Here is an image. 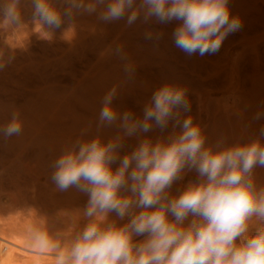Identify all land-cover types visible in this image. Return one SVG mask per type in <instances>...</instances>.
<instances>
[{
    "label": "clouds",
    "instance_id": "1",
    "mask_svg": "<svg viewBox=\"0 0 264 264\" xmlns=\"http://www.w3.org/2000/svg\"><path fill=\"white\" fill-rule=\"evenodd\" d=\"M31 3L34 20L50 29L76 14H95L106 23L125 20L127 26L138 19L177 21L173 43L188 56L217 53L242 28L229 0H63L62 11L51 0ZM19 5L20 0H0L4 23H19ZM160 35L149 30L145 39ZM112 51L132 75L134 65L122 46ZM117 94L114 85L102 97L98 127L117 124L123 136L131 137L153 128L163 132L171 123L172 133L155 142L142 139L122 157L121 136L73 142L54 161L51 179L61 191L75 188L88 197L82 213L86 224L67 243L37 228L31 236L34 246L51 248L56 264H264V187L253 179L254 170L264 168V127L246 143L228 145L221 138L206 146L199 124L185 115L190 112L186 88L161 85L145 103L142 117L118 112L113 107ZM262 116L257 112L255 119ZM21 130L18 114L0 126L5 138ZM186 169L194 170L197 180L172 195ZM110 214L127 222L110 220Z\"/></svg>",
    "mask_w": 264,
    "mask_h": 264
},
{
    "label": "rangeland",
    "instance_id": "2",
    "mask_svg": "<svg viewBox=\"0 0 264 264\" xmlns=\"http://www.w3.org/2000/svg\"><path fill=\"white\" fill-rule=\"evenodd\" d=\"M51 3L54 8L62 11L63 0H51ZM229 7L233 15L241 18L242 28L230 34L217 53L204 56L198 54L188 56L174 46L172 33L179 23L177 21L166 25L155 20L144 23L138 19L131 26H127L125 20L120 22L117 20L113 21V27V22L106 23L100 20L93 24L96 20L93 18L97 16L85 14V17L83 15L87 19L85 21L79 22L75 16L70 19L64 18L60 28L50 29L34 20L31 0H20L19 23L6 24L0 15V47L4 42L9 41L12 44L13 60L17 65L22 62L27 52L32 61L27 75L28 83L21 81L25 77L18 68L15 76L19 81L14 80L17 83L13 86L15 88L12 87L14 95L8 94L6 98L0 94L1 102L5 97L4 105L0 104V126L10 122L14 114H18L22 124V130L18 135L5 138L0 134L2 146L0 149H4L6 153L13 152L10 154L13 157L20 154L14 158H18L14 166L30 158L28 170L36 178L35 180L33 177L29 178L32 181L27 180L28 183L23 185L25 172H22L25 169L19 167L24 164L16 166H19L20 171L16 167L11 168L9 164L5 166L6 169L0 170V178L7 179L8 171L11 174V171L15 170L13 173L18 175L19 172L18 176L21 175L23 179H20L23 182L18 181V184L25 188L18 190L17 184V188H11L7 196L11 194L16 200L18 198L22 200V195L28 193L22 201L17 200L18 205L15 206L17 208L20 206V210L15 206H11V210L10 205L7 206L11 203V196L2 200L3 204L7 203L3 208L9 209L4 210L6 212L11 210V213L0 212V230L2 231L4 227L9 230L12 225L14 227H11L10 233L5 231V228L0 233H4L5 236L10 234V239L18 237L13 240L25 243L32 240L30 236L37 228L44 227L53 238L59 237L65 242L74 239L76 233L83 229L86 221L82 213L88 197L75 188L61 191L51 179L54 161L77 139L88 141L98 137L102 142H107L121 136L123 147L119 154L122 157L134 150L142 139L149 138L155 142L172 133L171 123L163 132L159 128H153L147 133H138L131 137L123 136V130L117 124L98 127L101 99L114 85H118V94L113 101V107L120 113L131 111L136 117L143 116L145 103L161 85L171 83L186 88L190 112L185 115L192 116L194 122L199 124L206 137V146L214 145L221 138L225 139L228 145L257 139L260 129L264 127V116L255 119L257 112L264 113V0H229ZM82 24H86L87 27H83ZM149 30L160 33V38L145 39V32ZM118 45L122 46L128 61L134 65L135 71L132 75L125 73V61L113 54L112 50ZM22 82L23 85L29 86L30 95L26 99L23 95ZM221 101L228 105L235 103L233 110L229 112L232 114L224 113L217 107ZM260 139L261 143H264V138ZM21 152L28 154L25 155L27 158L23 157L24 154ZM3 170H8L4 171L7 176ZM255 170L257 173H254L256 176L254 182L259 186L264 181V168L257 167ZM38 174L40 176L36 177ZM257 176L260 180L256 179ZM196 180L197 173L186 169L182 173V178L173 184L170 193L176 195L189 182ZM33 181H36L35 185L37 183L38 186L35 187ZM27 187L29 190H25ZM32 188L36 193L30 191ZM22 192L25 194H21ZM35 194L37 198L41 197V200L43 198L44 206L47 203L45 208L39 198L38 200L35 198V201L33 198ZM44 195L48 201L44 200ZM64 202L69 204L68 207H65L67 205H64ZM70 205L72 207H69ZM63 209H68L69 212L65 210L64 212ZM13 211L16 213H12ZM2 213H5L7 218L6 215L1 216ZM9 214H13L11 216L13 219L9 218ZM109 219L117 220L115 214H110ZM118 221L117 223L123 224L127 222V218ZM28 222L33 223L29 226ZM255 227V223L251 224L250 231H254ZM47 251L39 258L43 259L44 264H49L50 259H54L51 257L52 251L51 253L50 250ZM42 261L40 260V264H43ZM51 261L53 264L55 259ZM21 262L29 264L31 261L27 263L28 260L21 258L19 264Z\"/></svg>",
    "mask_w": 264,
    "mask_h": 264
},
{
    "label": "bare ground",
    "instance_id": "3",
    "mask_svg": "<svg viewBox=\"0 0 264 264\" xmlns=\"http://www.w3.org/2000/svg\"><path fill=\"white\" fill-rule=\"evenodd\" d=\"M23 1H26V0H23ZM83 15H84V17H85V14H76V15H74L76 18H77V20L80 22V21H85V20H87V19H85L84 17H83ZM89 16H91V15H89ZM27 18L29 17L28 15L26 16ZM94 19H96L95 21H93L94 23L93 24H97L98 22H99V20L97 19V17L96 18H93V20ZM142 20V19H141ZM154 20V19H153ZM121 20H119V22H120ZM113 24V27H114V22L112 23ZM170 24H172V23H170ZM169 24V25H170ZM83 25V27L84 26H86V24H82ZM89 25V24H88ZM116 25V24H115ZM166 25H168V24H166ZM87 27V26H86ZM170 27V26H169ZM117 28H118V26H117ZM115 29H116V26H115ZM114 29V30H115ZM112 30V29H111ZM113 30V31H114ZM116 31V30H115ZM65 37L67 38V36L65 35ZM3 45H2V47H0V65H2V67H0V94L2 95H4L5 97H6V95H14L13 94V88H15V87H13L14 86V84H15V86H16V83L14 82V80H18V79H16V76H15V74L17 73L16 71L18 70V68H19V71H21V72H23V75H24V77H25V79H23V80H21V81H25V82H27V75H28V73H29V71H30V68H31V60H30V55H29V52H27V53H25V55H24V57H23V59H22V62H20V64H18L17 65V63L13 60V52H12V48H11V45L12 44H10L9 43V41L8 42H4V43H2ZM26 51V50H25ZM20 74V73H19ZM18 77H19V75H18ZM19 81V80H18ZM29 81V80H28ZM28 83V82H27ZM20 84V83H19ZM24 84V82H22V85ZM26 84V83H25ZM24 87H22V88H24V98L26 99L27 97H29V95H30V92H28V87L29 86H26V85H23ZM13 87V88H12ZM17 89H19V88H17ZM22 91H23V89H22ZM2 97V96H1ZM5 97L3 98L4 99V101H5ZM8 97V96H7ZM6 97V98H7ZM213 98V97H212ZM214 99V98H213ZM233 100V99H232ZM236 100V99H235ZM4 101H0L1 103V105H4ZM10 101V100H9ZM203 101V100H202ZM201 101V102H202ZM224 101V100H223ZM237 101V100H236ZM219 105V106H218ZM218 105H217V107H219V109H221V110H223L224 111V113H226V112H231L232 110H233V107H234V105H235V103H232L231 105H228V103H222V101H221V103L220 102H218ZM238 105V104H237ZM5 106H7V105H5ZM1 107V106H0ZM218 111V110H217ZM222 111V112H223ZM221 113V112H220ZM235 113V112H234ZM229 114H232V113H229ZM228 114V115H229ZM228 117V116H227ZM0 147H2V146H0ZM8 152V151H7ZM11 153H13V152H8V153H6V151H4V149L3 150H1L0 149V170L2 171V169L3 168H5V166H7V164H9V166L11 167V168H15L17 165H21V164H24L23 166H18L20 169H22V167H24V171L22 172V173H24L25 172V174H23V175H25L26 176V180H25V176H24V181H25V183H23V185L25 184H27L28 182H27V180H30L29 178H32L33 176H32V174L30 173V171L28 170L29 169V167H28V160H30V158H28V160L27 159H24V161L22 162L21 161V159H20V161L22 162L21 164H17L16 166H14V164L15 163H17V161H18V158L17 159H14V158H16L17 156H19V155H17V156H15V157H13V156H11L10 154ZM21 153H23V152H21ZM24 154V156L23 157H25V153H23ZM13 155V154H12ZM28 155V154H27ZM26 155V156H27ZM14 160H13V159ZM25 158H27V157H25ZM26 161H27V164H26ZM12 166H14V167H12ZM18 167H16L17 168V170H19L18 169ZM11 168H10V171H11ZM261 168V167H260ZM6 169V168H5ZM9 169V168H8ZM260 170V169H259ZM4 171L5 170H3V173H4ZM8 171V170H7ZM7 171H5V172H7ZM15 170H12L11 172V174H10V172L8 171V175L9 176H7V173L5 174V176H7V179H6V177H4L3 175H2V177H4L5 179H3V178H0V212H3V211H5L4 210V208L6 209V210H9L8 208H6V207H4L3 208V206L4 205H6L7 203H5V204H3L2 203V200L3 199H5V198H8V197H10L11 196V203H9L7 206H9L10 205V207L9 208H11V210H12V207L11 206H15L19 201H17V200H20L19 198L16 200L14 197H12L13 195H11L10 194V196H7V194L8 193H10L9 191H10V189L11 188H14V187H16L17 188V186L19 187V188H17L18 190L22 187V186H20V183H22L23 181V179L21 178V175H20V177L18 176L19 175V172H18V175H17V173H13ZM20 171V170H19ZM255 171L256 170H254V173H255ZM17 172V171H16ZM35 172V171H34ZM21 173V172H20ZM21 173V174H22ZM29 173H30V175H29ZM43 173V172H42ZM254 173H253V179L256 177V176H254ZM257 173V172H256ZM255 173V174H256ZM16 174V175H15ZM45 174V173H44ZM259 174H261L260 172H259ZM0 175H1V172H0ZM28 176V177H27ZM31 176V177H30ZM36 177L37 176H40L39 174L38 175H35ZM43 178L45 177L44 175L42 176ZM35 177H33V180H35L34 179ZM259 177L257 176V178L256 179H258ZM20 179H22L21 181H20ZM45 180V179H44ZM255 180V179H254ZM258 180H260V179H258ZM18 181H20V183L18 184ZM30 181H32V180H30ZM261 181H262V179H261ZM261 181H260V183H261ZM34 182V181H33ZM36 182V181H35ZM35 182H34V185H35ZM38 183H41V182H38ZM44 183V182H43ZM255 183H257V182H255ZM18 184V185H17ZM30 184V183H29ZM32 184V183H31ZM262 184H264V181H262V183L261 184H259V186H258V183H257V186L258 187H262ZM17 185V186H16ZM33 184H32V187L34 186ZM36 185L38 186V184L36 183ZM36 185H35V187H36ZM39 185H41V184H39ZM25 188V187H24ZM24 188H21L22 190L24 189ZM31 188V187H30ZM37 188H39V187H37ZM36 188V189H37ZM45 189V188H44ZM25 190H29L28 189V187H27V189H25ZM14 191V190H13ZM30 191L32 192L33 191V188H32V190L30 189ZM40 191V190H39ZM39 191H37V194H38V192ZM44 191V190H43ZM15 192V191H14ZM21 192V191H20ZM25 192V191H24ZM28 192V191H27ZM34 192V191H33ZM18 193V192H17ZM34 193H36V191L34 192ZM16 194V193H15ZM21 194H25V193H21ZM21 194H18L19 196L21 195ZM28 194V193H27ZM27 194H25V195H27ZM32 195H33V193H31ZM41 194H42V192H41ZM45 194V193H44ZM25 195H22L23 196V199L25 198L24 196ZM36 195V194H35ZM39 195V194H38ZM46 195V194H45ZM45 195H44V200L45 199H47V198H45ZM18 196V197H19ZM21 196V197H22ZM42 196H43V194H42ZM29 197V196H28ZM46 197H47V195H46ZM17 198V197H16ZM34 199L36 198L37 200H38V198L40 199L41 197H38L37 198V195L36 196H34L33 197ZM69 198V197H68ZM72 198H73V196H72ZM72 198H71V200H72ZM81 198V197H80ZM22 199V200H23ZM33 199V200H34ZM36 199H35V201H36ZM50 199V198H49ZM70 199V198H69ZM79 199V198H78ZM82 199V198H81ZM9 199H7V201H8ZM22 200H20V201H22ZM32 200V201H33ZM42 200H43V198H42ZM41 199L39 200L40 202L42 201ZM71 200H68L69 202H71ZM10 201V200H9ZM39 201H37V202H39ZM47 201H48V199H47ZM46 201V202H47ZM67 201V202H68ZM73 201V200H72ZM68 202V203H69ZM77 202H78V200H77ZM24 203H25V200H24ZM24 203H22V204H24ZM20 204V203H19ZM21 204V205H22ZM35 205H36V203H34ZM38 204V203H37ZM40 204V203H39ZM42 204H43V201H42ZM41 204V205H42ZM64 205H67V206H65V207H68V205L69 204H71V203H69V204H65V202L63 203ZM18 205V204H17ZM16 205V206H17ZM46 205H47V203H46ZM45 205V206H46ZM64 205L61 207V208H63L64 207ZM72 205H73V203H72ZM72 205H70L69 207H72ZM15 206V207H16ZM23 206V205H22ZM43 206H44V204H43ZM45 206L43 207V208H45ZM77 206V205H76ZM81 206V205H80ZM20 207V206H19ZM19 207L17 208V210L19 209ZM83 207V206H82ZM16 208H15V210H16ZM80 208V207H79ZM1 209H3L2 211H1ZM71 209H73V208H71ZM75 209H77V208H75ZM11 210L10 211H7L8 213L10 212L11 213ZM20 210V209H19ZM66 211V212H69V211H67L66 209H63V211ZM64 211V212H65ZM71 211V210H70ZM79 212V210H76V212ZM6 211H5V213H7ZM75 212V211H74ZM3 214L2 213V215L1 216H3V215H6V214ZM7 213V214H8ZM12 213H16L15 211H13ZM67 214H69V213H67ZM72 214H73V212H72ZM10 215V214H9ZM44 215V214H43ZM75 215V214H74ZM11 216H13V214L12 215H10V217L9 218H11ZM15 216V215H14ZM68 216V215H67ZM5 217V216H4ZM4 217H3V219H4ZM69 217V216H68ZM6 218H7V215H6ZM2 219V218H1ZM11 219H13V218H11ZM10 219V220H11ZM69 219V218H68ZM9 220V221H10ZM66 220V219H65ZM70 220V219H69ZM3 221V220H2ZM1 221V222H2ZM86 221V220H85ZM5 222V221H4ZM6 222H7V220H6ZM5 222V223H6ZM119 222V221H118ZM9 223V222H8ZM14 223V222H13ZM12 223V224H13ZM29 223V222H28ZM31 223H33V222H31ZM31 223H29V226L31 225ZM12 224H9V225H12ZM15 225H16V223H14ZM76 224V223H75ZM86 224V223H85ZM121 224V223H120ZM4 225V224H3ZM8 225V224H7ZM33 225V224H32ZM26 226H27V224H26ZM28 226V227H29ZM9 227V226H8ZM11 227H14L13 225L11 226ZM11 227H10V229L9 230H11ZM3 227L1 226V229H2ZM5 228V227H4ZM3 228V229H4ZM16 228V227H15ZM24 228V227H23ZM30 228V227H29ZM3 229H2V231H3ZM6 229H8V228H5V231H7L8 233H10V231L9 230H6ZM13 229V228H12ZM17 229V228H16ZM82 229V228H81ZM80 229V230H81ZM14 230V229H13ZM1 230H0V232H2ZM19 231V230H18ZM20 232V231H19ZM22 232H24V231H22ZM77 232V231H76ZM75 232V233H76ZM12 233H14V232H12ZM25 233V232H24ZM69 233V232H68ZM74 233V234H75ZM78 233V232H77ZM76 233V234H77ZM7 234V233H6ZM21 233H19V235H20ZM26 234V233H25ZM10 235V234H9ZM9 235H7V236H9ZM16 235V234H15ZM67 236L69 235V234H66ZM66 235H63V236H66ZM7 236H5L4 235V233H0V264H19V260L21 259V258H24L25 260H28V262L27 263H29L30 261L32 262V263H37V264H40L41 262H40V260L42 261L43 259H40L39 260V258H40V256H43L45 253H46V251L47 250H50V253H51V251H52V249H49V248H46V249H44V250H41L40 248H38V247H36V246H34V244H33V242H32V240H30V241H26L25 243L23 242V243H20V240H18L19 242H17V241H15L17 238L16 237H13V238H16V239H14L13 240V238H11L10 239V236H9V238L7 237ZM17 236H18V234H17ZM27 236V235H26ZM73 236V235H72ZM76 236V235H75ZM31 237V236H30ZM24 238V237H23ZM27 238H29V236L27 237ZM63 238V237H62ZM69 238V237H68ZM20 239V238H19ZM21 239H22V237H21ZM63 239H67V237L66 238H63ZM72 239V238H71ZM28 240V239H27ZM22 241V240H21ZM24 241V240H23ZM61 241H62V239H61ZM71 240H65V243H67V242H70ZM46 250V251H45ZM48 252V251H47ZM55 256H56V253L54 252V251H52V254H51V257L52 258H54L55 259ZM50 257V256H49ZM43 258V257H42ZM47 258H48V256H47ZM49 259V258H48ZM47 259V260H48ZM54 259H50V262H52L51 260H54ZM31 262L29 263V264H31ZM49 262V264H52V263H50ZM55 261H53V264H55L54 263ZM42 263L44 264L45 262L44 261H42ZM21 264H22V262H21ZM47 264V263H46Z\"/></svg>",
    "mask_w": 264,
    "mask_h": 264
}]
</instances>
